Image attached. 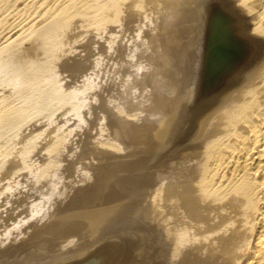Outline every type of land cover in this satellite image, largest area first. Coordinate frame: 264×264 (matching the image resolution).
<instances>
[{
    "label": "water",
    "instance_id": "obj_1",
    "mask_svg": "<svg viewBox=\"0 0 264 264\" xmlns=\"http://www.w3.org/2000/svg\"><path fill=\"white\" fill-rule=\"evenodd\" d=\"M0 138V264H232L238 123L264 80L239 0L42 18Z\"/></svg>",
    "mask_w": 264,
    "mask_h": 264
},
{
    "label": "bare ground",
    "instance_id": "obj_2",
    "mask_svg": "<svg viewBox=\"0 0 264 264\" xmlns=\"http://www.w3.org/2000/svg\"><path fill=\"white\" fill-rule=\"evenodd\" d=\"M18 1L19 2L23 1L24 3V1L26 0H17L16 2ZM40 1H45V0H40ZM46 1L51 2L50 0H46ZM120 1H126V0H110L108 2H106V0H65L64 5H61L63 4L62 1L60 4L57 3V5L62 6L59 8L57 6V8L52 7L47 9V6L49 5L47 6L45 5L44 7L40 5L41 6L40 8L42 14L44 13L46 16L52 17L55 15L67 14L68 12L80 11L82 9L93 8L100 5H107V4H112L113 2H120ZM8 2L7 0H2L1 3L3 4V6L6 7ZM37 2L35 3L37 4ZM239 2L242 4V6L245 7L247 12L250 13L254 21L258 23V25L264 32V0H239ZM38 4H40V2ZM28 7L29 4L28 1H26L25 5H23L20 11H24V15H25V10L26 11L30 10V12L34 10V9L31 10L30 8L31 6L29 7L30 9H28ZM17 12H18L17 16H19L20 15L19 10ZM28 12L29 11H27L26 13L27 16L30 15ZM13 14L14 15H10V16L15 17V13ZM41 16L39 15L38 18H41ZM20 17H23V15H21ZM34 17L37 18L36 15ZM31 18L32 17H30V19ZM6 19L7 18H3L5 24L8 22L10 18L7 20V22L5 21ZM32 21H30L31 25L34 24V23L32 24ZM35 21L37 22V20ZM254 96L255 97L251 101V104L245 111L246 113L238 123V127H239L238 140H237L238 142L237 172L238 173H237V183H236L237 204H236V215H235L236 218L235 239L233 244L234 249L231 260L232 264H264V80ZM6 98L7 96L4 99ZM1 101L2 98L0 99V102ZM2 107L3 105L0 106V110H1L0 126L1 125L3 126L6 123L9 124L10 122L12 123L13 120L12 113H14L15 111V109L13 111L8 110L7 108L8 106L6 108L4 107L2 108Z\"/></svg>",
    "mask_w": 264,
    "mask_h": 264
},
{
    "label": "rangeland",
    "instance_id": "obj_3",
    "mask_svg": "<svg viewBox=\"0 0 264 264\" xmlns=\"http://www.w3.org/2000/svg\"><path fill=\"white\" fill-rule=\"evenodd\" d=\"M12 1L7 0V2L9 4L7 3L8 7L6 5V7H7V9H6V7L3 6V4L1 3L2 0H0V16H1L0 17V21H1L0 27H2V28H0V99L2 98V101H3V102L2 101L0 102V106L3 105L4 108H6L8 106L7 108L10 111H13L14 109H16V106L18 104L17 101H18L19 95H20L21 90H22L21 87H22V84L24 82V78L26 75L25 72L27 70L28 64H29L30 59H31L30 56H31V53H32L34 45H35V40L37 37L38 30L40 28L39 25H40V22L42 20V17L48 18V16H46L44 13H43L44 15L42 14L40 5H42L43 7L45 5L46 6L49 5V6H47V9L52 8V7L57 8V6L59 8V7H62L61 5H64L65 0H53L54 2L52 0H50L52 3L48 2L46 0L45 1L34 0V3H33V0H26V1H28L29 7L31 6L30 7L31 10L34 9L31 12H30V10H27V11H29L28 13L30 14V15H28L29 18L26 14L27 13L26 10H25V15H24V11H20L22 9L23 5H25L26 1H24V3H23V1H20V2L19 1L16 2L17 0L16 1L12 0ZM61 1L63 4L57 5V3L60 4ZM108 1H110V0H106V2H108ZM35 2H37V4L40 2V4H38L39 6ZM10 7H11V9H10ZM29 7H28V9H30ZM35 9L40 13H38ZM18 10H19V14H20L19 16H17ZM10 12H11V14H10ZM21 12H22V14H21ZM13 13H15V17L12 16L13 17L12 18L10 15H14ZM21 15H23V17H20ZM35 15L37 16V18L34 17ZM39 15L40 16L42 15L41 18H38ZM30 17H32L33 19L35 18V19L34 20L32 18L30 19ZM3 18H7L5 20L6 22L9 18L12 19V20H10V19L8 20V22H11V23L7 22L5 24ZM26 20H27V22H26ZM35 20H37V22ZM30 21H32V24L33 23L34 24L31 25ZM38 21H39V23H38ZM1 29H3V30H1ZM6 96H7V98L4 99ZM4 102H6V103H4ZM9 106H10V108H9ZM12 115H14V113H12ZM10 125H11V122H10V124L6 123L3 126L1 125L2 127L0 126V135H1L0 138L9 129Z\"/></svg>",
    "mask_w": 264,
    "mask_h": 264
}]
</instances>
